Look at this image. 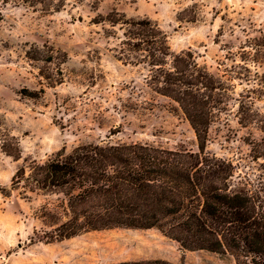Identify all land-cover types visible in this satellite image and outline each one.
<instances>
[{
	"label": "rangeland",
	"instance_id": "374dc122",
	"mask_svg": "<svg viewBox=\"0 0 264 264\" xmlns=\"http://www.w3.org/2000/svg\"><path fill=\"white\" fill-rule=\"evenodd\" d=\"M0 8V124L22 149L19 161L0 152V264H237L229 254L185 250L157 228L89 231L48 242L55 224L45 223L41 209L57 196L25 197L11 189V181L20 164L86 143L199 150L182 108L151 85L149 66L115 56L109 24L96 23L114 11L151 18L174 53L191 51L213 74L230 78L234 92L210 127L206 152L234 164L235 182L245 173L253 177L258 163L249 142L264 137V96L255 100L259 114L250 120L242 119L238 98L247 87L242 67L264 72V0H67L51 13L21 0H0ZM36 48L66 54L61 84L50 86L40 74L41 68L55 73L58 66L56 60L30 58Z\"/></svg>",
	"mask_w": 264,
	"mask_h": 264
},
{
	"label": "trees",
	"instance_id": "16d2710c",
	"mask_svg": "<svg viewBox=\"0 0 264 264\" xmlns=\"http://www.w3.org/2000/svg\"><path fill=\"white\" fill-rule=\"evenodd\" d=\"M21 1L46 13L61 11L67 3ZM3 17L0 8V23ZM106 22L108 35L117 40L115 56L126 64L149 66L151 85L182 108L199 150L140 142L81 144L70 151L61 149L43 162L20 164L11 189L25 197L57 196L52 206L46 203L41 209L45 223L55 224L46 233L48 242L89 231L157 228L185 250L229 254L237 264H264V137L249 142L258 173L238 175L237 182L231 161L206 152L210 127L232 98L234 84L201 65L191 51L174 53L168 35L151 18H127L114 11L96 23ZM49 51L46 55L36 48L29 57L56 60L57 72L40 69L48 85L56 86L63 82L60 66L66 54ZM242 69L247 87L239 94V112L250 120L259 114L254 103L264 96V72ZM0 152L15 161L22 158L19 138L1 124ZM121 264L173 263L149 259Z\"/></svg>",
	"mask_w": 264,
	"mask_h": 264
}]
</instances>
